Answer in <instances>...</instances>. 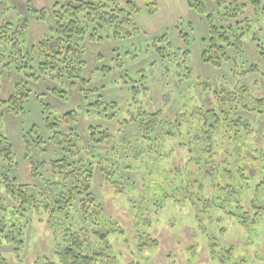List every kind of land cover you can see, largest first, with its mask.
<instances>
[{
    "label": "rangeland",
    "instance_id": "1",
    "mask_svg": "<svg viewBox=\"0 0 264 264\" xmlns=\"http://www.w3.org/2000/svg\"><path fill=\"white\" fill-rule=\"evenodd\" d=\"M0 1L9 8V11L0 9V26L10 22L15 30L19 21L27 22L25 40L22 38L25 49L36 44L55 24L52 10L56 0ZM134 1L140 7L136 16L140 31L134 36L126 40L97 37L95 41L87 36L84 78H88V82H84L82 76L71 78L65 72L42 70L41 59L21 60V68L4 65L8 56L2 37L5 33L0 31V58L3 54L5 57L0 63V100H8L11 95L24 97L23 111H14L16 106L10 103L0 106V135L12 145L13 159L20 165L15 174L19 171L23 183L39 184L44 177L43 161L49 163L54 156H61L62 150L57 151L53 143L55 131L75 129L83 141L90 142V126L97 123L111 134V139L104 143L103 152L112 150L119 158L126 155L129 162H134L131 146L141 152L142 147L144 152L138 155L148 161V164L143 161L136 166L142 174L136 173L135 177L122 172L112 160L104 161V174L113 173L114 183L105 181L102 167L95 170L98 177L94 179V191L109 224L113 223L109 226L113 231L108 239L110 247L104 264H264V209L257 213L249 206V201L252 205L253 200L264 201L263 194L259 195L262 199L256 197V182L250 183L244 195L233 197L245 210H232L230 215L225 211L226 205L216 202L219 195L210 194L207 187L190 198L173 190L199 148L198 142L192 139L196 134L190 123L199 116L192 113L205 106L203 99L208 96L217 100L214 93L206 95L202 91L205 85L209 90L247 86L254 95H264V57L258 48L259 44L264 48V13L261 11L258 16L253 7L247 10L253 28L244 37L245 52L232 49L231 59L216 67L202 60L203 40L210 34L206 17L191 9L187 0H154L157 10L153 14L147 10L144 0ZM262 4L264 6V0ZM41 11L46 12L44 19L40 17ZM106 32H101V36L105 37ZM184 33H187L185 38L182 37ZM162 34L172 43L169 49L182 54L187 51L184 63L191 70L189 77L176 75L173 65L167 73V64L154 46ZM158 44L163 45L162 42ZM101 54L103 57H97ZM253 64L258 71L244 73ZM103 67L112 70L103 71ZM132 85L140 89L138 94L133 93ZM144 87L148 89L143 90ZM103 98L118 103L119 110L113 117L109 116L111 109H105V102L96 104ZM159 109L157 127L145 134L144 139L139 138L141 131L134 123L138 113H154ZM68 112H72L71 121L65 117ZM176 118L180 125L175 122ZM255 118L252 117V125L256 133L262 134L264 114ZM128 119L134 121L125 123ZM49 122L59 126L49 128ZM34 126L45 141L41 144L43 151L36 144L38 134L31 131ZM123 135L128 136L125 143H121ZM34 161L40 163L35 175L32 173ZM190 169L195 171L193 167ZM255 171L252 167L249 175ZM130 174L133 176L132 171ZM256 178L261 180V174ZM157 183L165 184L168 192ZM50 186L57 188L53 183ZM162 194L168 197L162 199ZM48 215L43 217L48 218ZM257 216L258 221L254 222ZM24 233L25 245L19 254L10 244L2 246L10 264H33L37 258L53 257L52 231L46 221L37 222ZM87 247L88 252L94 253L103 246L97 237L90 235Z\"/></svg>",
    "mask_w": 264,
    "mask_h": 264
},
{
    "label": "trees",
    "instance_id": "2",
    "mask_svg": "<svg viewBox=\"0 0 264 264\" xmlns=\"http://www.w3.org/2000/svg\"><path fill=\"white\" fill-rule=\"evenodd\" d=\"M144 3L150 14L156 12L154 0H144ZM187 3L191 9L206 17L210 34L203 40L205 48L202 60L216 67H221L231 59L232 49L238 53L245 52L244 37L246 32L253 28L247 10L253 7L255 14L258 13L256 15L259 16L261 11L264 13L262 0H187ZM0 9L9 11L3 1H0ZM139 11L140 7L134 0H56L52 10L55 24H52L49 32L36 44L26 46L27 49L24 48L27 22L19 21L15 30H12L10 22L0 26V31L5 33L2 37L8 56L4 65L8 67L16 65L21 68V60L27 59V62H30L41 59L39 62L42 70L49 68L52 73L65 72L71 78L82 76V80L88 82L89 79L84 78L87 65L85 59L87 36L93 41L97 37L101 40L112 38L126 40L140 31L136 22ZM39 14L42 19L46 17L45 11ZM103 31H107L105 37L101 36ZM186 36L187 33L182 34V37ZM158 42H162L163 45ZM154 46L163 63L167 64V73L173 65L176 75L189 77L191 70L184 63L187 51L182 54L169 49L172 43L166 34H162ZM258 46L260 54L264 57V48L260 44ZM3 60L4 54L0 58V63ZM101 70L109 72L112 69L103 67ZM251 71H258L256 64L244 73L248 74ZM132 88L134 94L140 92L138 87L132 85ZM146 89L148 87L143 88ZM97 90L99 89H94ZM202 91L206 95L214 93L217 100L208 96L203 99L205 106L192 113L199 116L196 121L190 120L196 134L192 139L198 142L199 148L195 153L196 157L190 159L184 176L179 179V184L176 183L173 190L180 191L190 198L203 191V187H207L210 194L219 195L216 202L222 206L226 205L227 214H233L232 210L243 212L245 209L241 203L234 201L233 197L244 195L252 181L256 182V197L264 195V131L258 134L252 125V117L264 114V95H254L247 86L209 90V86L205 85ZM56 93L60 95L61 92ZM96 102V104L105 102V109L107 107L111 109L110 117L119 110L116 101L103 98ZM8 103L16 106L14 111L24 109V97L11 95L8 100H0V106ZM160 111L161 109L153 111L154 113L148 111L138 113V120L134 123L139 132L141 131L139 138L144 139L145 134L148 135L157 127L159 123L156 117ZM65 117L68 121L73 120L72 112L66 113ZM178 118L175 122L180 125L181 122H177ZM133 121L134 119H128L125 123L131 124ZM52 126L59 125L49 122L48 127ZM90 130V142L88 139L83 141L75 129L55 131L53 143L57 151L62 150L61 156H54L49 163L43 161L44 177L37 185L20 181L19 171L15 174L19 164L13 159L12 145L0 135V264H10L3 253L4 244L12 245L17 251L16 254H19L25 245L24 231L35 227L37 222L45 221L52 231L55 250L53 257L47 255L37 258L33 264H104V256L110 247L108 239L113 231L109 226L113 223L109 224L110 220L99 202L98 194L94 191V179L98 177L95 170L102 167L103 171L106 168L104 161L109 159L122 172H128L130 177H135L136 173H140L136 166L148 161L146 157L141 158L142 155H138L144 152L140 146L138 147L142 152L136 146L130 148L134 162H129V156L126 155L119 158L112 150L103 152L104 143L111 139L109 130L101 128L97 123H93ZM31 131L37 133V128L34 126ZM123 136L125 138L121 137V143H125L124 140L128 137ZM37 138L36 144L43 151L41 144L45 141L39 134ZM139 138L136 137L137 142ZM121 147L125 149V146ZM222 150L225 152L222 153ZM120 152L121 150L118 151L119 154ZM32 165L33 175L38 174L39 161H34ZM191 167L195 169L194 172L191 171ZM252 167H255L256 171L250 176ZM131 171L133 176L130 174ZM112 174H104V171L102 173L105 181L114 183ZM258 174H261V180H256ZM141 179L144 182L145 176L142 175ZM50 183L57 188L52 189ZM157 184L159 188H165L168 192L165 184ZM161 197L165 199L168 195L162 194ZM252 203L253 205L249 201V206H253L257 213L264 209V201L256 199ZM46 213L49 214L48 218L43 217ZM258 216L254 222L258 221ZM90 235L97 237L103 246L94 250V253L87 251L89 250L87 240Z\"/></svg>",
    "mask_w": 264,
    "mask_h": 264
}]
</instances>
